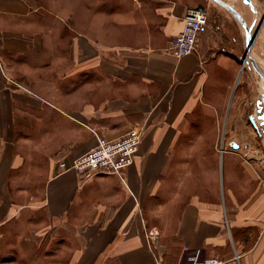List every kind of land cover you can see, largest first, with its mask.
I'll return each mask as SVG.
<instances>
[{"label": "crops", "instance_id": "obj_1", "mask_svg": "<svg viewBox=\"0 0 264 264\" xmlns=\"http://www.w3.org/2000/svg\"><path fill=\"white\" fill-rule=\"evenodd\" d=\"M60 1L0 0V264H179L185 249L264 264L240 22L211 1L196 51L174 58L186 10L206 0ZM133 128L121 177L60 170Z\"/></svg>", "mask_w": 264, "mask_h": 264}, {"label": "built area", "instance_id": "obj_2", "mask_svg": "<svg viewBox=\"0 0 264 264\" xmlns=\"http://www.w3.org/2000/svg\"><path fill=\"white\" fill-rule=\"evenodd\" d=\"M190 7L184 15L182 31L169 43L165 52L174 58L193 54L198 46L199 35L209 23V4ZM247 61L242 62V70ZM141 131L130 129L120 138L107 140L97 138V145L92 150L72 161L59 163L61 171H75L86 176L110 174L121 177L135 160L141 143ZM179 264H222L215 258L206 257L202 250L185 249Z\"/></svg>", "mask_w": 264, "mask_h": 264}, {"label": "rangeland", "instance_id": "obj_3", "mask_svg": "<svg viewBox=\"0 0 264 264\" xmlns=\"http://www.w3.org/2000/svg\"><path fill=\"white\" fill-rule=\"evenodd\" d=\"M223 2H227L228 4H231L230 0H222ZM238 3H240V8L244 9L246 11V17H251V25L253 26V33L257 32L261 22L264 19V0H253L256 4L257 9L255 8V11L252 12L248 5L246 6L243 0H236ZM60 0H57V4H55V10H61ZM42 4H45L44 2ZM72 10L73 8L77 9V0H69L66 2V6ZM73 7V8H72ZM249 17V18H250ZM238 25V24H237ZM60 34V31H59ZM58 37V38H57ZM67 37V36H66ZM65 37V38H66ZM243 36H240V41ZM62 40L61 36H58V33H55V41ZM244 51H242L243 53ZM251 56L254 59L255 63L257 64V67L259 68L260 72L262 73L263 77H261L256 71L252 70L250 63H248L245 67V69L241 71L244 74V77H250V83L251 87L249 88L250 94L252 96L250 107L248 111V115L251 116V119H255L256 123L259 125V128L261 129V138L257 140L259 143H262V147L264 149V120L260 117H264V23L261 27V30L258 33V36L255 40V43L253 45ZM256 101H257V107H256Z\"/></svg>", "mask_w": 264, "mask_h": 264}, {"label": "water", "instance_id": "obj_4", "mask_svg": "<svg viewBox=\"0 0 264 264\" xmlns=\"http://www.w3.org/2000/svg\"><path fill=\"white\" fill-rule=\"evenodd\" d=\"M212 1H214L215 3H217L218 5L223 7L225 10H227L243 26V28L245 29V32H246V49H245V55L242 58V62L247 61L248 63H250V66H251L252 70L256 71L261 77H263L262 73L260 72L259 68L257 67V64L255 63L254 59L251 56V51H252L253 45L255 43V40H256V38L258 36V33L261 30V27H262V25L264 23V19L261 22L257 32H255L254 35H252L251 34V30L248 28V26L245 23L244 19L241 17V15L232 6H230L227 3L223 2V1H220V0H212ZM243 2L245 4H247V5H249L252 8L254 7L251 0H243ZM261 119L264 120V117H262ZM232 148L234 150H237L238 146L237 145H233Z\"/></svg>", "mask_w": 264, "mask_h": 264}, {"label": "bare ground", "instance_id": "obj_5", "mask_svg": "<svg viewBox=\"0 0 264 264\" xmlns=\"http://www.w3.org/2000/svg\"><path fill=\"white\" fill-rule=\"evenodd\" d=\"M254 10H255V8H254ZM252 32H253V30H252ZM258 123V122H257Z\"/></svg>", "mask_w": 264, "mask_h": 264}]
</instances>
